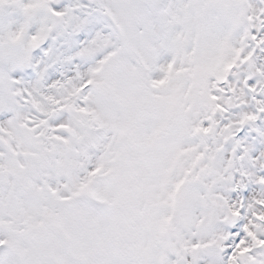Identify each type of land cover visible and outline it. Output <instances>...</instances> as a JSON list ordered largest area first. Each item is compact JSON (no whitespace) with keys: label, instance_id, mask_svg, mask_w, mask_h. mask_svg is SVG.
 <instances>
[{"label":"snow or ice","instance_id":"1","mask_svg":"<svg viewBox=\"0 0 264 264\" xmlns=\"http://www.w3.org/2000/svg\"><path fill=\"white\" fill-rule=\"evenodd\" d=\"M235 87L264 101V0H0V121L27 134L55 100L56 136L95 132L39 183L94 219L98 264H264V104L235 118Z\"/></svg>","mask_w":264,"mask_h":264},{"label":"rangeland","instance_id":"2","mask_svg":"<svg viewBox=\"0 0 264 264\" xmlns=\"http://www.w3.org/2000/svg\"><path fill=\"white\" fill-rule=\"evenodd\" d=\"M58 96L68 99L66 103L71 100L70 96L61 93ZM0 106L5 109L7 104L0 101ZM41 111L39 109V113L45 116L49 110ZM33 120H38L39 126L42 119L37 113L33 115ZM69 121L70 118L65 124L73 132L67 136L63 145L57 142L53 146L49 144L56 140L49 143L45 136L42 140L46 141L45 144L34 141L33 136L38 138L35 127L28 128L25 134L26 125L18 123L16 118L9 120L3 127V130L7 129L12 145L6 147L0 157V238H11L17 247V252L9 256L4 264H21L25 255H41V264H84L81 256L90 252L91 243L99 239L98 226L92 217L84 214L79 206L68 213L57 211L55 201L49 200L39 183L51 175L50 170L53 168L58 172H70L76 164L74 153L85 149L87 143H94L91 139L80 142L75 140L79 128ZM91 130L94 135L92 126ZM45 154L54 159H47ZM31 162H34L35 170L30 169ZM14 186L18 191L12 194ZM64 228H68L75 236L73 252L66 245L62 247L58 241V237L62 240ZM113 229L116 239L120 238L122 243L115 249L118 252L131 250L132 243L125 240L128 232L121 231L118 226ZM93 258L99 259V256L93 255Z\"/></svg>","mask_w":264,"mask_h":264},{"label":"bare ground","instance_id":"3","mask_svg":"<svg viewBox=\"0 0 264 264\" xmlns=\"http://www.w3.org/2000/svg\"><path fill=\"white\" fill-rule=\"evenodd\" d=\"M58 92H59V91H58ZM36 102H37V103L39 104V106L42 107V108L47 107V106L50 105V100H48V101L37 100Z\"/></svg>","mask_w":264,"mask_h":264}]
</instances>
